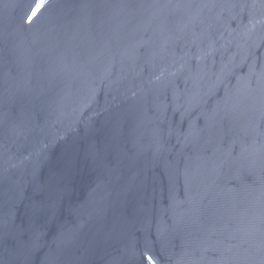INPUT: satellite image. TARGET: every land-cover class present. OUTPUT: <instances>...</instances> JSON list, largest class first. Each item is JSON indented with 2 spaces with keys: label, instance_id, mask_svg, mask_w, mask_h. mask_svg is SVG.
Listing matches in <instances>:
<instances>
[{
  "label": "water",
  "instance_id": "water-1",
  "mask_svg": "<svg viewBox=\"0 0 264 264\" xmlns=\"http://www.w3.org/2000/svg\"><path fill=\"white\" fill-rule=\"evenodd\" d=\"M0 264H264V0H0Z\"/></svg>",
  "mask_w": 264,
  "mask_h": 264
},
{
  "label": "snow or ice",
  "instance_id": "snow-or-ice-1",
  "mask_svg": "<svg viewBox=\"0 0 264 264\" xmlns=\"http://www.w3.org/2000/svg\"><path fill=\"white\" fill-rule=\"evenodd\" d=\"M34 15H35V13H34Z\"/></svg>",
  "mask_w": 264,
  "mask_h": 264
}]
</instances>
